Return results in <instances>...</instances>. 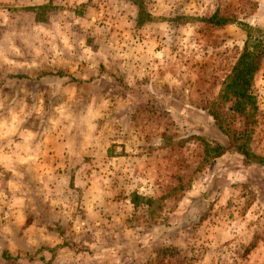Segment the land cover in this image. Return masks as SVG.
Wrapping results in <instances>:
<instances>
[{"label": "rangeland", "instance_id": "rangeland-1", "mask_svg": "<svg viewBox=\"0 0 264 264\" xmlns=\"http://www.w3.org/2000/svg\"><path fill=\"white\" fill-rule=\"evenodd\" d=\"M245 47L264 157V0H0V264H264Z\"/></svg>", "mask_w": 264, "mask_h": 264}, {"label": "trees", "instance_id": "trees-1", "mask_svg": "<svg viewBox=\"0 0 264 264\" xmlns=\"http://www.w3.org/2000/svg\"><path fill=\"white\" fill-rule=\"evenodd\" d=\"M213 17L214 16L211 15L205 20L211 24H219L220 22L218 20H213ZM259 61V55L252 49L248 50L245 47L232 66L227 79L222 83L218 94V100L228 102L230 98L232 99L231 103L227 106L228 113L231 117L224 122L222 116L210 110L215 126L226 138L225 147L220 144L211 146L214 156L220 155L226 147H229L242 155L244 163L264 166V157L249 152L245 140L242 139V137L246 136V134H244V128H247L246 125L248 123L243 124L244 128L232 129L230 127L238 116L246 118L253 113L254 98L250 91V85L258 69ZM244 122H246V120H244Z\"/></svg>", "mask_w": 264, "mask_h": 264}]
</instances>
